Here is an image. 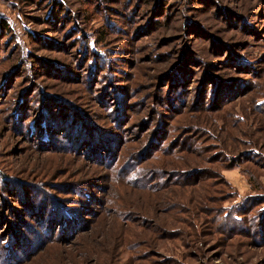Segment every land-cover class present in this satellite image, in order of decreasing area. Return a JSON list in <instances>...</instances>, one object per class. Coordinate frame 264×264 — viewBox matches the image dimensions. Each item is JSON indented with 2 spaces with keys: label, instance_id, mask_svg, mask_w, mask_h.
I'll list each match as a JSON object with an SVG mask.
<instances>
[{
  "label": "rangeland",
  "instance_id": "1",
  "mask_svg": "<svg viewBox=\"0 0 264 264\" xmlns=\"http://www.w3.org/2000/svg\"><path fill=\"white\" fill-rule=\"evenodd\" d=\"M49 1L0 0V176L15 185H0V264H264V0H56L72 30L48 23ZM77 30L101 60L92 81ZM37 86L110 142L76 151L18 130ZM21 190L51 193L64 221L31 214Z\"/></svg>",
  "mask_w": 264,
  "mask_h": 264
},
{
  "label": "trees",
  "instance_id": "2",
  "mask_svg": "<svg viewBox=\"0 0 264 264\" xmlns=\"http://www.w3.org/2000/svg\"><path fill=\"white\" fill-rule=\"evenodd\" d=\"M50 10H49V14H48V18L47 20L50 21L48 23H51L53 25L56 26V22L61 23V25H58L57 27L61 28V26L68 22V25H71V30L72 28H76V24L73 20H71L68 16V11H66L63 7H61V3L58 1H54V0H50ZM63 4V3H62ZM70 19V20H68ZM113 23V21H112ZM9 26L7 24V22H5L4 20L0 19V33H6V31H8ZM73 32V31H71ZM82 35V31L81 30H77V33L75 34L74 37V43L75 46H79L80 50L79 52L84 56L86 55L87 57V63L91 66H93L94 68L90 69V73L88 74L87 80H91L92 79H96L97 76V70L98 68H100L99 63H101V60H97V59H92L95 57L94 52L95 51H91L90 50V41L89 39H86L84 36ZM71 39V38H69ZM78 53V52H77ZM96 53V52H95ZM81 55V57H82ZM80 62H84L85 60H79ZM104 64H101V66H104V69L107 66L112 67L113 64L109 61V60H104L103 61ZM55 66H57L56 69H50L53 72V76L56 77H60L63 76L65 78H70L69 74H64L63 70H61L62 68L60 66H58V63H54ZM31 66V64H30ZM238 66L239 68L245 69L247 70L248 68H246V65H243L242 63L238 62ZM17 67V66H16ZM15 67V68H16ZM96 67V68H95ZM14 68V69H15ZM32 68V66L30 67ZM74 76V75H73ZM103 82H109V79L112 78V74H103ZM107 77L108 79L104 78ZM216 84V82H215ZM222 85H228V86H235L236 85V81H232L229 82L227 84H225L224 81L220 80L217 82V91L221 90V86ZM39 87L41 86H37V91L35 92V94L32 96L30 93V95H28L29 92V88H25V90L21 92V94L19 95V98L17 100L18 104V110L15 112L14 117L12 116V118L15 120L14 122V126L21 131V129L24 131L25 135H27L28 137H33V138H41L43 134H47V136L51 135L52 141H41V144L44 143V146H53V147H58V146H64L65 148H68V145H70L72 149H75L76 151H79L82 148H90V150H96V145L99 146V148L101 149L102 147H104V144L109 141L110 139L107 138L109 137L105 131L103 130V128L101 129H92L90 130L91 126V119L89 117V114L85 113L84 110L78 106L77 104H75L74 102L71 101H67V100H63L62 96L59 97H54L51 99V101L48 100V95L50 96V94H48V92H40ZM115 95H116V99H118V97L123 96L120 92H118L117 90H114ZM105 95L108 94V91L105 90ZM48 94V95H47ZM231 95V94H230ZM212 96L215 98L216 96V92H212ZM101 97H104L103 94H101ZM54 100V101H53ZM74 104L75 106L70 107V104ZM26 108L31 109L33 112H38V118L35 117L33 119L32 122H34V129H29V125H25L24 124V117L27 114H30V112L26 113ZM21 109V110H20ZM30 110V111H31ZM80 110H82L83 112H81L82 114H84L86 116L85 120H82L80 118V116L78 115V112H80ZM24 111V112H23ZM93 125V124H92ZM25 128H28L27 130H24ZM160 130L158 129L157 132H159ZM162 131V130H161ZM49 135H48V133ZM101 145V146H100ZM155 145V143H154ZM106 148V147H105ZM236 165V164H235ZM0 185L1 188L4 190H7L8 187H10V185H12L13 187H15V185L10 184V181H8L6 178H2L0 176ZM29 188V186H28ZM9 191V190H7ZM41 193H37L38 197H36L34 200L36 201H31L30 199V195L28 194H24L23 190H21V192L24 194L23 197V203L24 206H27V208L29 209V211H31V214L34 213L33 211L36 212L37 211L40 212V214H38V212H36L37 214L35 215H39L41 219H43V216L46 215L49 216V220L50 221H61L63 222L65 219V215L62 213V210L64 209V205L61 203H57L54 205L55 209L51 208V202L49 203L47 200V195L51 194V193H47L44 190H40ZM21 194V193H20ZM54 198V197H53ZM39 199V200H38ZM37 201H39L37 203ZM35 204L37 206H35ZM50 204V207H49ZM245 204V203H244ZM31 206V207H30ZM33 206V208H32ZM246 206V205H244ZM249 207H244L243 210L241 212H239L238 210H234L232 213V216L229 218H226L230 213L224 218L223 222H234L239 223L240 219H238L239 214L243 212V215H241V219H245L246 217H248L249 215ZM65 208H68L67 211H72V215H75V213H73V211L75 212L76 210V206H68L65 205ZM49 209V210H48ZM252 212V210H250V213ZM253 213V212H252ZM264 211L262 212L261 216L259 218H256L254 216H252L255 220L258 221H262L264 219ZM236 219V220H235ZM67 221V220H66ZM221 222V221H220ZM257 222V221H254ZM239 225V224H236ZM235 227V226H234ZM232 229V228H231ZM237 229H239V227H237Z\"/></svg>",
  "mask_w": 264,
  "mask_h": 264
}]
</instances>
